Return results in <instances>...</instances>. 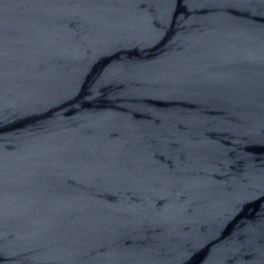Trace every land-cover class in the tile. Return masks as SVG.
Segmentation results:
<instances>
[{
	"label": "water",
	"instance_id": "obj_1",
	"mask_svg": "<svg viewBox=\"0 0 264 264\" xmlns=\"http://www.w3.org/2000/svg\"><path fill=\"white\" fill-rule=\"evenodd\" d=\"M0 264H264V0H0Z\"/></svg>",
	"mask_w": 264,
	"mask_h": 264
}]
</instances>
